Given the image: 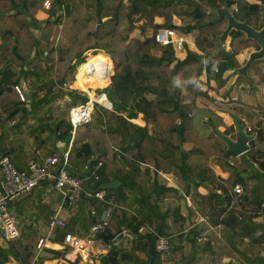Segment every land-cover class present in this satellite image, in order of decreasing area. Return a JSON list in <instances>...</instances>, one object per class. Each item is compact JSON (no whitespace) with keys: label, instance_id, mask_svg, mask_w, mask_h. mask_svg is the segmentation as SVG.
Listing matches in <instances>:
<instances>
[{"label":"trees","instance_id":"16d2710c","mask_svg":"<svg viewBox=\"0 0 264 264\" xmlns=\"http://www.w3.org/2000/svg\"><path fill=\"white\" fill-rule=\"evenodd\" d=\"M44 1L0 0V121H15L9 125L18 128L23 121L34 118L37 122L35 128L47 131L53 140L63 141L64 147L71 142V149L84 169L89 159L92 170L100 161L96 173V181L100 183L105 181L101 176L105 167L114 162L117 154L132 168L144 164L147 170L169 175L183 192L190 185L191 195L201 214L208 211V199L219 194L236 195L235 184L242 186L241 195H244L248 180L256 179L254 171L264 173V124L257 129L255 140H250L249 149L236 155L227 151L226 143L215 134L199 137L193 123L197 98L208 97L200 87L202 70L209 66L221 76L230 66L238 67L236 54L246 48H259L243 31L232 29L229 49H226L223 38L227 18L223 14L215 15L214 10L229 9L236 20L260 29L264 25V3L254 4L246 0H50L49 8L45 9ZM174 16L181 20V24L172 22ZM156 18L163 21L157 22ZM104 23L113 24L114 28L99 37L97 28ZM160 28L176 29L189 35L197 51L186 50L185 56L178 58L172 44L158 50L160 45L154 35ZM148 29H151L149 34ZM96 50L109 56L103 57L102 65ZM90 51L92 55L87 56ZM76 63L82 65L77 72ZM248 71L254 72L258 82L264 84L263 59L254 60ZM83 73L99 85L109 84L105 90L99 89L95 96L82 84L89 97L97 101L93 116L98 124L91 121L78 126L72 135L69 119L54 116L56 105L51 102L64 92L66 100L63 104L68 113L72 106L87 101L88 95L78 91L76 81L71 83L77 84L73 89L67 88L74 74L80 81ZM95 73L105 80L95 78ZM15 85H25L24 100L15 91ZM108 101L111 102L110 108L105 107H109ZM242 106L245 121L258 122L259 125V118H264V107L243 103ZM139 113L145 122L143 126L131 121ZM51 152L61 154L63 151ZM4 156L10 159L0 148V158ZM211 160L213 164H210ZM214 166L226 171L228 177H219ZM16 167L24 169L26 165ZM69 171L78 177L83 175V171L79 173L71 165ZM116 178L119 180L118 192L106 188L108 194L113 195L116 207L111 212L106 231L101 234L109 247L100 262L142 264L134 249L118 248L113 243L120 232L130 230L135 239L145 241L146 264H157L162 255L155 250L154 241L158 235H168L160 227L158 231L143 236L137 232V217L127 218L122 208L135 181L127 179L123 169L117 170ZM88 182L92 187L95 179L89 178ZM41 184L53 189L51 181L39 182L34 188ZM204 187L207 189L205 193L198 191ZM254 189L256 192L257 187ZM13 201L7 203L10 214ZM80 203L91 224L96 218L91 209L99 213L101 203L86 194L73 207ZM178 221L176 228L181 231L184 228L181 229V221ZM203 223L209 227V221ZM192 225L187 227L194 235H188L185 243L202 242ZM15 226L17 228L16 222ZM0 238V264H41L44 251L59 254V251L48 248L37 249L39 233L34 230L21 234L18 231V235L9 241L1 235ZM206 238L208 242L218 244L219 253H212L214 261L237 256V252L230 248L228 238H218L212 231ZM169 243L170 250L171 240ZM136 248L142 249V245L138 244Z\"/></svg>","mask_w":264,"mask_h":264},{"label":"crops","instance_id":"0c3cea01","mask_svg":"<svg viewBox=\"0 0 264 264\" xmlns=\"http://www.w3.org/2000/svg\"><path fill=\"white\" fill-rule=\"evenodd\" d=\"M246 1L254 4L264 3V0ZM214 14L217 16L223 14L225 17L231 15L234 18L231 10L224 7L214 10ZM156 21L162 22L161 20ZM174 24L178 25L179 22ZM262 29H264V25L255 30ZM229 32L223 38V46L226 49H229ZM187 36L190 37L189 35L184 36L185 43L182 51L178 53L180 56L178 58H183L186 50L197 51L191 38L188 39ZM188 40L190 41L188 42ZM257 49L250 47L236 54L235 59L238 62V67L230 66L222 72L221 76L216 74V70L211 71L212 69L208 65L207 69L202 70L199 77L200 87L207 92L208 97L197 98V109L193 112V123L199 137L205 138L212 133L227 143L237 139L236 118H239L243 129L248 124L258 125V122L247 123L242 115V103L264 107V84L258 82L259 79L254 72L248 71L252 62L245 68L251 53ZM182 52L184 53L183 57H181ZM21 89L25 96V85ZM62 94L64 92L56 96L57 102L60 101L58 98ZM61 111L63 114L53 113V115L62 117L65 111L63 109ZM35 121L32 117L28 119L26 126L29 129L27 132L24 131L25 124L20 125L21 128L16 130L9 125L11 121H0V148L8 153L10 159L18 167H24L28 159L38 154L45 155L52 153L51 151L62 152L67 148L64 147L63 141H55L47 131L41 132L35 128V124H37ZM131 121L140 126L145 125L141 113ZM96 122L98 123L97 120ZM72 158L77 161V164L72 161ZM69 161L72 167L78 171L82 170L84 173V165L76 159L71 147ZM210 164H213L212 160ZM120 169L125 171L127 179L135 181L122 208L126 212L127 218L137 217L139 223L137 232L143 236L158 231L160 227L165 231L164 233L171 236L170 250L160 257L157 264H264L262 257L264 253V173L261 171H254L256 179L248 180L244 195L219 194L213 199H208V211L201 214L198 212L193 195H191L193 190L189 188V192L186 194L178 188L171 176L147 170L144 164L132 168L125 164L120 154L116 155L112 164L105 167L101 175L105 180L104 183L116 181V188H118L119 180L116 178V174ZM214 169L219 177H228L226 171H221L217 166H214ZM255 186L257 189L256 192H253ZM210 188L214 190L213 187L210 186ZM206 190L204 187L199 188L198 191L205 193ZM56 205L57 195L47 184L39 185L29 195L13 201L10 205V211L15 219L19 234L34 230L39 233V239H45V243L40 249L48 248L52 251H59V254H54L43 250L42 254L45 256L41 264H101V256L106 253L109 247L101 234L92 240L88 248L89 251L84 254L75 255L72 249L63 244L62 236L66 231L81 237L86 235L90 220L83 204L80 203L73 208L62 210L60 216L66 222L65 228L48 234V219L53 214ZM31 215H34V219L30 217ZM202 215L208 216L209 227L200 221ZM177 220L181 221V229L193 224L191 227L197 229L203 241L200 243L182 242L179 239L180 230L178 231L176 228ZM124 231H129L131 234H125L120 240L113 243H116L118 248L134 249L135 256L142 264H146L148 256L144 249L145 241L135 239V234L130 230ZM211 231L218 238H228L231 243L230 248L237 252V256L223 257L214 261L215 257L212 253H219V250L215 241H207L206 236ZM138 244L142 245V249L136 248Z\"/></svg>","mask_w":264,"mask_h":264},{"label":"built area","instance_id":"2783aa9c","mask_svg":"<svg viewBox=\"0 0 264 264\" xmlns=\"http://www.w3.org/2000/svg\"><path fill=\"white\" fill-rule=\"evenodd\" d=\"M50 0L43 2L45 9L49 8ZM154 38L156 42L161 45L172 44L175 52L181 51L185 43L183 35H175L173 29L160 28L156 31ZM15 91L18 93L21 100L25 99L24 93L19 85L14 86ZM96 100H87L83 103L74 105L68 112V119L71 124V134H74L75 128L84 124H90L94 112V103ZM101 104V103H100ZM103 105V104H102ZM260 124H248L244 127V132L251 135V139L255 137L257 129L264 124V119L259 118ZM15 121H11L13 124ZM246 144L249 149V142ZM70 147L71 142L61 154L51 153L47 155L38 154L31 157L26 162L24 169H18L13 162L6 156L0 158V235L6 241L18 235V230L15 226V221L12 215L7 210V203L15 199H19L27 195L39 182L51 181L53 182V189L58 195L59 201L57 202L54 213L48 221V234L53 233L57 229L65 228V220L61 218L60 212L64 208L73 207V205L84 195L99 201L102 205V211L99 213L96 209H91V214L95 216L87 230L85 236H77L71 232L63 233V244L74 251V254H84L88 252V248L92 240L98 235L106 231L112 210L116 207L113 201V195H109L106 188L97 187L94 191H87L86 184H89V178L98 180L96 175L97 170L101 166L98 161L90 169L87 177H78L69 171L70 165ZM86 170V166L84 171ZM100 183V182H99ZM237 196L242 194V186L235 184L233 187ZM200 221H208L207 215H202ZM181 241L185 242L189 233V227H185L179 232ZM169 236H156L154 241L155 250L161 255L169 251ZM45 243L44 238L38 239L36 248L40 249Z\"/></svg>","mask_w":264,"mask_h":264},{"label":"water","instance_id":"95a60500","mask_svg":"<svg viewBox=\"0 0 264 264\" xmlns=\"http://www.w3.org/2000/svg\"><path fill=\"white\" fill-rule=\"evenodd\" d=\"M226 18H228L227 21V26L226 29L224 31V35L229 32V30L236 29V30H241L246 34L247 38L253 39L257 45L259 46V48L255 51H253L248 59V62L246 63V66H249V64L251 62H253L254 60L257 59H261L263 58L264 60V29L257 31L255 30L254 27L248 25L246 22H241V21H236L231 15H226ZM109 103V107L105 106L107 108L111 107V102L108 101ZM236 129H237V139L235 141H228L226 143L227 145V151H231L233 153H235L236 155H240L244 152L247 151L248 147H247V140L251 139V136L246 135L244 132V129L240 123L239 118H236ZM90 162L91 159H89L87 161V166H86V170L83 173L84 177H87L90 173ZM117 182L113 181L110 183H99V181H95L92 185V187H89L88 184H86V190L87 191H94L97 187H102V188H113L114 192L117 193L118 192V188H116ZM189 188L190 185L186 186V190L185 193L188 194L189 192ZM125 234H131L129 233V231H123L120 232L113 240V242H117L118 240H120L123 235Z\"/></svg>","mask_w":264,"mask_h":264},{"label":"rangeland","instance_id":"374dc122","mask_svg":"<svg viewBox=\"0 0 264 264\" xmlns=\"http://www.w3.org/2000/svg\"><path fill=\"white\" fill-rule=\"evenodd\" d=\"M156 20H161V21H163V19L162 18H156ZM172 22L173 23H175V22H179V24H181V20L179 19V18H177L176 16H174L173 18H172ZM114 28V25L113 24H109V23H104L101 27H98L97 28V34H98V36L99 37H101V36H103L104 35V33L105 32H107V31H110V30H112ZM150 30L151 29H148V34H149V32H150ZM174 30V33H175V35H177V34H180V35H183V37L184 36H186L185 34H183V33H180L181 31H179V32H177L176 31V29H173ZM136 35V34H135ZM186 38H188V39H190V37H186ZM184 39H185V37H184ZM190 40H188V42H189ZM159 49H162V46L160 45V47H158V50ZM182 51V50H181ZM85 53V52H84ZM83 53V54H84ZM178 53H180V51H176L175 52V56H177V57H180L179 55H178ZM82 54V55H83ZM89 55H92V53H91V51L87 54V56H89ZM96 55L99 57V59H100V62H101V65H102V59H104L103 57L104 56H108V55H106V54H104V52L103 51H101V50H99V51H97L96 50ZM184 56V53L182 52V54H181V57H183ZM109 57V56H108ZM75 60V59H74ZM74 60H73V62L72 63H74ZM76 65H77V69H76V72L77 71H79V69H82V65L81 64H77L76 63ZM75 68V67H74ZM103 69V68H102ZM102 69H101V71H102ZM74 72H75V69H74ZM75 72V73H76ZM94 75V77L95 78H97V79H99V80H105V78H101L100 76H102V75H99V73H96V74H93ZM74 77H73V80L68 84V86H67V88H71V89H73V87L74 86H76L77 84V89H78V91H82V93H86L87 95H88V93L82 88V84L83 85H85V87L90 91V93H91V95L92 96H95V94L97 93V91L100 89H104L105 90V88L107 87V85L109 84V83H107V84H105V85H99V84H97V83H95L92 79H90L89 78V75L87 74V73H83L82 74V77H81V80L79 81V80H77L76 78H75V74L73 75ZM103 77V76H102ZM73 81H76L77 82V84H76V82H74L73 84H71ZM110 81V80H109ZM80 89V90H79ZM103 95H104V92H103ZM105 96V95H104ZM65 95L64 94H62L61 95V97H59L58 99H60V101H58L57 102V97L55 98V100H52V102L51 103H54L55 105H56V107H55V110H54V113H60V114H63L62 113V111H61V109H63V111H65V114L62 116L66 121H67V119H68V113H66V109L64 108V100H65ZM106 97V96H105ZM62 98V99H61ZM107 99V98H106ZM97 109L99 110V107H97ZM98 110H97V113H98ZM95 113V112H94ZM97 115V114H96ZM26 123H28V120H25V121H23L20 125L22 126L23 124H25V132H27L28 131V129H29V127L28 126H26ZM37 123V122H36ZM92 124H98L97 122H96V117L95 116H92ZM19 125V129L21 128V126ZM36 125V124H35ZM16 130H19V129H17V128H15ZM13 132H15V131H13ZM16 134H18L17 132H16ZM72 161L75 163V164H77V161L76 160H73V158H72ZM82 170H80V171H77V172H81ZM32 195H34V194H32ZM30 217H32L33 219H34V215H31ZM0 241H1V238H0Z\"/></svg>","mask_w":264,"mask_h":264},{"label":"bare ground","instance_id":"6f19581e","mask_svg":"<svg viewBox=\"0 0 264 264\" xmlns=\"http://www.w3.org/2000/svg\"><path fill=\"white\" fill-rule=\"evenodd\" d=\"M111 61V60H110ZM88 97H89V95H88ZM89 100H93V99H91L90 97H89Z\"/></svg>","mask_w":264,"mask_h":264},{"label":"clouds","instance_id":"9594fccd","mask_svg":"<svg viewBox=\"0 0 264 264\" xmlns=\"http://www.w3.org/2000/svg\"><path fill=\"white\" fill-rule=\"evenodd\" d=\"M104 95H105V93H104Z\"/></svg>","mask_w":264,"mask_h":264}]
</instances>
